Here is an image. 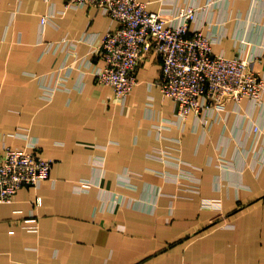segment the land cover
I'll return each mask as SVG.
<instances>
[{"label":"crops","instance_id":"1","mask_svg":"<svg viewBox=\"0 0 264 264\" xmlns=\"http://www.w3.org/2000/svg\"><path fill=\"white\" fill-rule=\"evenodd\" d=\"M142 1L165 15L205 6L191 28L216 53L254 57L264 77V0ZM115 25L64 0H0V156L35 143L53 160L38 187L0 203V264H264V92L262 105L244 98L206 127L193 113L183 126L153 54L119 100L94 76ZM82 181L91 187L76 190Z\"/></svg>","mask_w":264,"mask_h":264},{"label":"built area","instance_id":"2","mask_svg":"<svg viewBox=\"0 0 264 264\" xmlns=\"http://www.w3.org/2000/svg\"><path fill=\"white\" fill-rule=\"evenodd\" d=\"M64 1L71 7L98 8L116 22L102 38L99 53L104 64L95 69L94 76L98 83L111 86L117 99L123 101L133 92L139 81L140 64L155 54L162 62L158 85L163 95L174 100L176 121L183 126L193 113L197 123L206 127L209 117L215 115L216 120L230 102L238 104L244 98L263 104L264 77L254 70V57L216 53L213 36L200 27L191 28L205 6H183L174 14L165 15L150 10L142 0ZM53 15H43L41 24L45 26ZM64 45L77 44L65 39ZM64 69L58 71L59 82L44 84L46 99L51 100L64 87ZM250 131L255 149L262 129L252 122ZM52 167L53 160L42 156L35 143L5 146L0 156V203L13 201L23 186L38 187L49 178ZM91 185L82 181L75 188L85 191Z\"/></svg>","mask_w":264,"mask_h":264}]
</instances>
